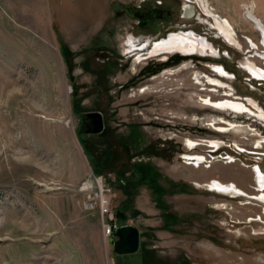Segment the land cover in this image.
I'll use <instances>...</instances> for the list:
<instances>
[{
	"label": "rangeland",
	"instance_id": "1",
	"mask_svg": "<svg viewBox=\"0 0 264 264\" xmlns=\"http://www.w3.org/2000/svg\"><path fill=\"white\" fill-rule=\"evenodd\" d=\"M154 1L0 0V264H264V79L245 66L264 68L247 16L264 25V0H163L140 24L123 7ZM185 2L190 18L178 15ZM187 31L212 50L175 61L129 47ZM201 73L251 98L256 116L205 105L230 97ZM92 111L104 119L97 134L82 117ZM92 174L110 187L117 224L138 226L136 252L113 254L115 235L84 208ZM213 180L245 195L212 191Z\"/></svg>",
	"mask_w": 264,
	"mask_h": 264
},
{
	"label": "bare ground",
	"instance_id": "2",
	"mask_svg": "<svg viewBox=\"0 0 264 264\" xmlns=\"http://www.w3.org/2000/svg\"><path fill=\"white\" fill-rule=\"evenodd\" d=\"M194 6H186L185 7V14L187 16H190L191 14H194L193 10ZM216 16V15H214ZM246 16V15H245ZM247 16L252 19V21L255 23L258 31L261 35V42L264 46V25L261 22V20L255 16L251 11L247 12ZM216 25L220 28L219 31L221 34L229 40L232 44L237 43L238 40L236 37V32L230 23V21L227 18H219V16H216ZM186 32V31H185ZM188 32V31H187ZM131 38V37H130ZM129 38V47L131 48V51L134 50H144V48L149 47V56L151 55H166L174 52H181V53H199V52H207L212 50V45L209 44L208 40L203 36H198L193 32L188 33H171L168 37L156 41L151 42V40H148L147 43L143 44L141 47L138 48L136 44V40L133 41ZM240 43V42H239ZM251 43V42H250ZM254 48L255 45L251 43ZM137 54V53H136ZM264 57V54L262 55ZM246 68L256 77L264 79V68L258 67L256 64H251L250 62L246 63ZM220 72H223V70H220ZM224 73V72H223ZM227 75V74H226ZM209 82L211 85L216 86L220 85L219 81L216 79H209ZM222 85V84H221ZM224 85V84H223ZM205 99V105L210 106L215 109H229L231 111L236 112H247L249 111L248 108H251L250 100H240L239 98H235L231 100L230 98L225 100H213L212 98H204ZM193 145V144H192ZM215 145L217 143L215 142ZM188 159L194 160L197 162V164L201 163L203 158L201 155H189L187 156ZM256 181L258 185L261 187L262 190H264V176L260 170H256ZM85 184L91 185V181L88 179L85 181ZM208 189L224 194H230L234 196L238 195H245V192L239 188L235 183L232 182H221L217 180H213L212 182H208L205 185ZM261 201L264 202V191L260 197Z\"/></svg>",
	"mask_w": 264,
	"mask_h": 264
},
{
	"label": "flooded vegetation",
	"instance_id": "3",
	"mask_svg": "<svg viewBox=\"0 0 264 264\" xmlns=\"http://www.w3.org/2000/svg\"><path fill=\"white\" fill-rule=\"evenodd\" d=\"M142 1H145V0H142ZM185 1L187 2L188 0H185ZM186 2H185V4L183 6L180 7V11L178 13L180 18H190V17L194 16V14H191L190 16H187L185 14V7L184 6L187 4ZM162 4H163V0H156V1H154L153 3H151L148 6H146V4L144 5V4H135L134 3V4H132V6L124 5L123 7H124V10L129 14V17L131 19L135 20V24L136 23L140 24V23L144 22L147 18H149L147 16H150V17H153V18L159 17V15H161L160 14L161 11L163 12V9L161 8ZM145 34H147V33H144V34L140 35L137 38V39H140L138 41L136 39L132 38V37L130 39H132L133 41L136 40L135 42H136L137 45H143V44L147 43L148 40H151V42H155V41H159L157 39L163 38V37L168 35V34H165V33H157V35L155 37H151L150 39H146V38H149V35L145 36ZM176 55L181 57L180 60L183 61V60H185L187 58V56H191V53H179V52H177ZM243 66H244V64H243ZM201 74L202 75H201V77L199 76V78H201L202 81L204 80L203 81L204 83L207 82L208 84H211L210 82H208V80L206 78V75L204 73H201ZM202 77H203V79H202ZM222 86L216 84L217 88H223L222 90H223V94L225 96L230 97V98H246L247 99V97H240V96L236 95L234 92H232V88L230 86H227V85H222ZM199 88L201 90L204 89L203 87H199ZM210 89H214L215 90V87H211ZM210 89H209V91H214V90H210ZM249 100L251 102L250 106L256 111V107L254 106L253 101L251 100V98H249ZM237 114H242V113H237ZM244 114L251 115V116H256V113H254L253 111L252 112H244ZM217 121H218V119H217ZM221 123H223V122H221ZM211 128H213V127H211ZM213 129L217 130V131H222L220 128H213ZM218 148H219V145L217 147H214L212 149V151H216V150H218Z\"/></svg>",
	"mask_w": 264,
	"mask_h": 264
},
{
	"label": "built area",
	"instance_id": "4",
	"mask_svg": "<svg viewBox=\"0 0 264 264\" xmlns=\"http://www.w3.org/2000/svg\"><path fill=\"white\" fill-rule=\"evenodd\" d=\"M91 181V185L85 184L86 180ZM82 182L80 188L85 189V199L83 206L85 209H93L97 207L99 211L100 224L104 236L110 237L115 234V230L118 228V224L115 220V216L109 207V198L107 191H110V187L103 184L100 177L93 174L89 178ZM96 186V189H91Z\"/></svg>",
	"mask_w": 264,
	"mask_h": 264
},
{
	"label": "water",
	"instance_id": "5",
	"mask_svg": "<svg viewBox=\"0 0 264 264\" xmlns=\"http://www.w3.org/2000/svg\"><path fill=\"white\" fill-rule=\"evenodd\" d=\"M82 117L90 124V132L97 134L103 130L104 119L99 111H92L82 114ZM115 237L112 236V252L114 254H129L136 252L140 247V230L132 223H125L115 230Z\"/></svg>",
	"mask_w": 264,
	"mask_h": 264
},
{
	"label": "trees",
	"instance_id": "6",
	"mask_svg": "<svg viewBox=\"0 0 264 264\" xmlns=\"http://www.w3.org/2000/svg\"><path fill=\"white\" fill-rule=\"evenodd\" d=\"M181 59V57H179L178 55H176V57H175V61L176 60H180ZM155 72V71H154ZM122 212H123V210H121ZM140 248V247H139Z\"/></svg>",
	"mask_w": 264,
	"mask_h": 264
},
{
	"label": "crops",
	"instance_id": "7",
	"mask_svg": "<svg viewBox=\"0 0 264 264\" xmlns=\"http://www.w3.org/2000/svg\"><path fill=\"white\" fill-rule=\"evenodd\" d=\"M121 177V176H120ZM121 180H122V177L120 178ZM123 181V180H122ZM103 254H104V251H103ZM114 254V253H113ZM130 254V253H129ZM122 255V254H121ZM105 257H106V255H105Z\"/></svg>",
	"mask_w": 264,
	"mask_h": 264
}]
</instances>
